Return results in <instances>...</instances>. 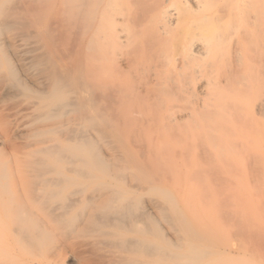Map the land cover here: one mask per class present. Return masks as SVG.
I'll return each mask as SVG.
<instances>
[{"label":"rangeland","instance_id":"374dc122","mask_svg":"<svg viewBox=\"0 0 264 264\" xmlns=\"http://www.w3.org/2000/svg\"><path fill=\"white\" fill-rule=\"evenodd\" d=\"M246 1L247 8L243 3L240 7L238 0H108L113 6L111 17L114 23L102 55V68L94 74L96 86L103 85L106 91L104 95L110 93L108 99L117 102L107 103L110 109L106 110L105 119L114 125L123 142L137 148L136 141H140L138 145L140 143L141 147L138 146L137 151L131 153L130 160L148 166L147 169L156 174V184L173 194L191 234L199 240L196 242L197 250L205 255L210 251L206 258L201 256L202 259L189 261L193 264H264V5H261L264 0ZM255 1L260 3L257 2V5ZM228 4L226 18L224 15L227 11L224 10ZM237 22L239 25H235ZM230 23L233 25L230 26ZM255 27H258L257 33ZM210 30L212 33L206 34ZM246 31L252 34L251 38ZM226 32H230L229 35ZM226 36H229L228 40ZM0 86V166L11 170L31 168L39 158L37 150L67 144L66 131L78 124L74 115L46 122L37 121L28 110L30 103ZM213 86L215 89L219 87V91L216 92ZM241 92L243 97L240 96ZM89 130L95 141L104 146V154L114 153L109 146H105L104 139L96 131ZM208 130L212 133L207 134ZM44 131L51 133L43 136ZM230 135L235 139H231ZM208 136L214 139L210 140ZM181 137L184 140L179 144L177 142ZM215 138L217 146L211 148L212 143H216ZM143 142L148 149L144 148ZM165 146L170 147L166 152ZM184 148H189L185 151L187 153L183 152ZM215 149H220L221 153L217 150L218 154ZM140 150H146V154L140 155ZM106 157L109 159L110 156ZM224 162L232 164L228 168ZM121 165L126 166L125 163ZM256 165L263 166L258 168ZM220 172L221 176L218 174ZM220 214H224V217ZM156 221L164 236L158 242L159 246H171L175 255L191 260L188 253L190 236L180 227H174L160 213H157ZM3 225L0 223V264H98L100 257L110 250H116L115 254L110 252L114 256L125 259L132 256L129 252L109 248L105 243L102 246L107 237L98 233L86 236L87 233L77 230L68 234L59 221L47 222L45 232L48 234L41 233L40 241L34 247L36 249L26 245ZM120 232L133 237L126 231ZM94 243V247L98 248H92ZM89 247L92 251H100L92 252ZM91 253L96 255L93 254L91 258ZM167 259L169 263L174 262L169 257Z\"/></svg>","mask_w":264,"mask_h":264},{"label":"bare ground","instance_id":"6f19581e","mask_svg":"<svg viewBox=\"0 0 264 264\" xmlns=\"http://www.w3.org/2000/svg\"><path fill=\"white\" fill-rule=\"evenodd\" d=\"M239 1L241 3H239ZM244 1L247 3L246 0ZM245 2L238 0V4H241L240 7H242V3L244 4L243 6H245ZM249 2L251 3L253 0H249ZM255 2L257 5L260 3V1ZM263 2H261L262 6L264 5ZM200 3L203 4L201 1ZM209 3L210 2H208V4ZM205 4L207 5V3ZM229 4L226 5L227 7L225 6L226 10H224L227 11L224 15L226 18L228 17L227 8H229ZM251 5L254 6L253 3ZM237 7L238 6H236V8ZM112 8L113 6H111L108 0H0V85H3L8 93L22 97L30 103V108H28V110H31V114L37 118V121L46 122L72 114L74 115V119L78 122L76 127H71L66 131V145H51L50 147L37 150L36 152L39 158H36L37 160L33 162L34 165L31 168L11 170L0 166V223H3L6 230L13 235H17L26 245H31L33 249H36L34 247L38 241H40L41 233L45 232V225L47 222L59 221L68 234L77 230L87 233L86 236H88V234L91 236L92 233H98L105 238L107 237L104 242L100 239V242H103V245L101 243L100 245L104 246L107 244L109 248L111 247L129 252L133 256L125 259L123 256H114L116 250L115 252L112 251L114 254H111V250H108V254L107 249V255L103 256L102 253L105 252L103 248L104 252L101 251V256L103 257H100L98 264H193L189 261H197L201 256L205 257L209 254L210 251L207 250L209 253L206 252L207 254L205 255V253H201L197 250L196 242L199 240L191 234L192 232L190 231L189 224L186 223L182 217V211L175 201L173 194H170L164 188L156 184V174L154 173L153 175L151 171L147 169L148 166L146 167L130 160L131 153L137 151V148H139L138 146H140L138 142L140 141H136V149L130 146L129 143L123 142L114 125H111L105 119L106 110L108 108L110 109V107L107 106V103L110 101L108 96L110 93L105 96V87L103 85L102 87L99 85L96 86L94 83V74L97 70H101L104 62V57L102 58V55L108 45L107 42L110 31L112 30L111 25L114 23L111 17ZM257 10H259L258 7ZM232 11L233 10H231V12ZM236 13H238V11ZM262 15H264V13ZM182 17L183 15H181V18ZM221 17H223V15ZM262 17L264 18V16ZM211 18L212 17H210V19ZM224 18L225 17H223V19ZM232 18L233 17H231V19ZM178 20L181 19L178 18ZM152 22L150 23L152 24ZM238 23L239 22L235 25H239ZM231 24L233 25V23H230V26H232ZM221 28H223L222 25ZM257 28L255 27V31ZM189 29L187 30L189 31ZM203 31L205 32V30ZM209 32L212 33L210 30L206 32V34ZM247 32L248 31H246V34ZM229 33L226 32L227 35H229ZM249 34L250 32H248L247 35L249 36ZM250 35L249 38L252 37V34ZM222 36L224 35L222 34ZM262 36L264 37V35ZM228 37L226 36L225 39ZM257 40L258 43L259 39L257 38ZM180 41L181 40H179V42ZM252 44L253 43H251V45ZM251 49L253 50L254 48ZM248 50L250 51V49ZM250 56L252 55L250 54ZM169 57H171V55H169ZM257 81L260 80L258 79ZM213 83L214 82H212V84ZM227 84H229L230 87L228 81ZM229 87L228 89H230ZM217 89L214 87L215 91ZM218 91L219 90L216 92ZM241 94L242 92L240 96H242ZM253 97H255L254 94ZM112 101L115 102L114 100ZM224 102L226 101L224 100ZM115 103L117 104V102ZM113 109L115 110V108ZM225 117L226 115L224 118ZM240 117L243 116L240 115ZM204 119L206 118L204 117ZM204 119L202 120L205 122ZM211 120L213 121L214 119L211 118ZM227 120L230 122L229 119ZM248 121L250 120L248 119ZM192 122L193 121H191V123ZM216 122L217 121H215V123ZM196 124L198 123L196 122ZM247 124L248 126L250 125V123ZM247 124L246 128H248ZM111 126L113 128H111ZM242 128L244 127L242 126ZM89 129L96 131L104 139L105 146H109L110 151L114 153L110 155L109 153L104 154L102 150L104 146H101L100 143L95 141ZM212 129L214 132L213 127ZM224 129L223 131H225ZM249 130L251 132V129ZM212 131L208 130L207 134L212 133ZM226 131L228 130L226 129ZM50 133V131H44L41 135L44 136ZM174 133L175 132H173L172 137L176 136ZM210 136H208V138H211ZM182 137L177 143L180 144L181 141L183 142L184 139ZM212 139L214 138L212 137L210 140ZM231 139L234 140L235 138L231 137ZM231 139L227 140L230 142ZM171 140L173 141V139ZM233 140L231 141L233 142ZM215 141L216 143H212L211 148L212 146H217L216 138ZM198 144L199 143H197V145ZM143 146L145 148V143ZM179 147H181V145H179ZM166 148L165 152L166 150L168 151L170 147L167 146ZM186 149L189 150V148ZM186 149L184 148V153H187L185 152ZM220 149L217 150L220 152ZM176 150L178 151V149ZM217 150L216 152H218ZM140 151H142L140 155L146 154L144 153L146 150ZM170 151L171 149H169V152ZM219 152L218 154L221 153ZM178 154L180 153H177V155ZM106 156H110L109 159H107ZM201 156L203 155L201 154ZM121 163H125L126 166L121 165ZM157 163L159 164V161ZM225 164H227L229 168L232 163ZM259 166L257 167L259 168ZM231 167H233V165H231ZM202 171L204 172L203 169ZM206 171L208 172V169ZM229 172L231 173V170ZM218 174L220 175L221 172ZM198 181L200 182V180ZM225 188L227 187L225 186ZM157 213L163 215L174 227H180L183 232L190 236L191 245L188 253L191 255V260L181 255H175L171 251V246L169 245V247L166 248L159 246L158 242L162 241L164 236L156 221ZM220 215L223 216L224 214ZM120 231H126L133 237L125 236ZM47 234L48 233H46V235ZM46 237L47 236H45V238ZM96 238L94 240H96ZM245 238L246 240L249 239L248 237ZM179 241H181V239H179ZM87 243L88 245L91 244V242ZM96 244L98 245V242ZM94 245L95 243L92 248H98V246L94 247ZM89 249L91 248L89 247ZM95 250L96 253L100 251L99 249ZM95 250L93 249L92 251L91 249L92 252H95ZM96 253L93 254L96 255ZM93 254L91 253V258ZM99 255L96 256L97 259ZM167 257L174 260V262H167Z\"/></svg>","mask_w":264,"mask_h":264}]
</instances>
